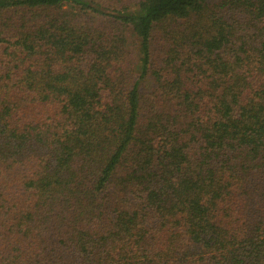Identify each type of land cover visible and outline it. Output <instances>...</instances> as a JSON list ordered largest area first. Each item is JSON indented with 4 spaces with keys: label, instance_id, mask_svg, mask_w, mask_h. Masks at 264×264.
<instances>
[{
    "label": "trees",
    "instance_id": "obj_1",
    "mask_svg": "<svg viewBox=\"0 0 264 264\" xmlns=\"http://www.w3.org/2000/svg\"><path fill=\"white\" fill-rule=\"evenodd\" d=\"M0 264H264V0H0Z\"/></svg>",
    "mask_w": 264,
    "mask_h": 264
},
{
    "label": "rangeland",
    "instance_id": "obj_2",
    "mask_svg": "<svg viewBox=\"0 0 264 264\" xmlns=\"http://www.w3.org/2000/svg\"><path fill=\"white\" fill-rule=\"evenodd\" d=\"M102 10H104L106 13H113L111 10H109L108 8L105 7H101Z\"/></svg>",
    "mask_w": 264,
    "mask_h": 264
}]
</instances>
